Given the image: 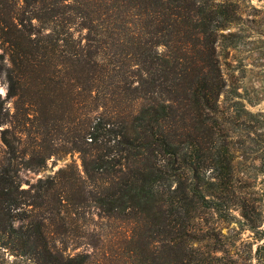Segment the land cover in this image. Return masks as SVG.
Returning a JSON list of instances; mask_svg holds the SVG:
<instances>
[{
	"label": "trees",
	"instance_id": "16d2710c",
	"mask_svg": "<svg viewBox=\"0 0 264 264\" xmlns=\"http://www.w3.org/2000/svg\"><path fill=\"white\" fill-rule=\"evenodd\" d=\"M237 19L227 0H0V264H264V186L219 110ZM89 208L127 227L107 250L68 236Z\"/></svg>",
	"mask_w": 264,
	"mask_h": 264
},
{
	"label": "rangeland",
	"instance_id": "374dc122",
	"mask_svg": "<svg viewBox=\"0 0 264 264\" xmlns=\"http://www.w3.org/2000/svg\"><path fill=\"white\" fill-rule=\"evenodd\" d=\"M227 1L234 5L238 19L233 26L221 30L225 35L223 42L232 44L223 49H217L219 69L225 81V91L219 97V110L223 119L231 114V120L236 123L237 130H243H238L240 135L232 139L235 146H240L241 141H244L243 144L246 145L243 150L234 151L235 167L238 175L246 178L251 185L249 189L257 190L259 194V188L264 186V173L261 171V161H264V0ZM3 46L0 42L1 97L6 89L4 68L7 61ZM235 100H239L240 103L236 104ZM244 129H255L258 135L252 133L246 135ZM69 161H73L80 168L76 153L67 154L55 160L51 158L44 169L21 173V186H26L25 181L33 182L38 177L52 174ZM253 195L257 194L253 193ZM260 204L263 206L264 213V198ZM81 215L83 217L77 219L74 216L77 226L74 232L68 233V236L77 240L83 238L88 240L92 237L98 239L97 246H102L101 250H107L112 243H118L122 239V233L127 229L124 223L107 220L99 216L92 208L83 211ZM82 230L84 236H82ZM222 230L224 231V227ZM246 234L247 231H244L242 236ZM82 248L79 247L76 250ZM94 253L95 256L98 255L97 249ZM89 264L98 263L91 261Z\"/></svg>",
	"mask_w": 264,
	"mask_h": 264
}]
</instances>
